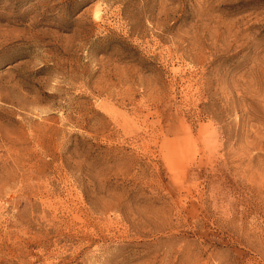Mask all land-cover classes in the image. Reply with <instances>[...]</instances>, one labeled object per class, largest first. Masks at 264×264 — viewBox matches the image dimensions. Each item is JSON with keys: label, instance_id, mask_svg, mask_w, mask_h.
Instances as JSON below:
<instances>
[{"label": "rangeland", "instance_id": "1", "mask_svg": "<svg viewBox=\"0 0 264 264\" xmlns=\"http://www.w3.org/2000/svg\"><path fill=\"white\" fill-rule=\"evenodd\" d=\"M0 264H264V0H0Z\"/></svg>", "mask_w": 264, "mask_h": 264}]
</instances>
